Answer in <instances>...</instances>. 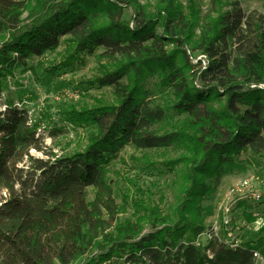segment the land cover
Returning <instances> with one entry per match:
<instances>
[{
    "label": "trees",
    "instance_id": "obj_1",
    "mask_svg": "<svg viewBox=\"0 0 264 264\" xmlns=\"http://www.w3.org/2000/svg\"><path fill=\"white\" fill-rule=\"evenodd\" d=\"M140 2L0 0V30L8 35H0V99L9 77L33 70L31 60L66 36L62 60L46 72L85 64L102 49L106 62L89 83L115 95L64 110L70 126L87 129L88 143L47 158L30 155L43 148L27 113L12 103L0 110V264H264V225L239 246L196 241L206 229L202 200L243 168V153L264 157V14L213 0L228 10L203 19L197 0H158L154 11ZM196 53L204 58L194 63ZM172 114L179 116L172 130L153 129ZM127 144L187 150L178 221L139 201L136 220L114 226L120 208L108 176ZM26 156L30 166L19 167ZM175 164L166 162L172 171Z\"/></svg>",
    "mask_w": 264,
    "mask_h": 264
},
{
    "label": "rangeland",
    "instance_id": "obj_2",
    "mask_svg": "<svg viewBox=\"0 0 264 264\" xmlns=\"http://www.w3.org/2000/svg\"><path fill=\"white\" fill-rule=\"evenodd\" d=\"M144 8L154 11L158 0H140ZM186 5L187 0H180ZM202 10V18L216 17L222 9L228 10L229 6L221 8L213 0H197ZM227 2H239L244 13L258 11L264 14V0H226ZM131 9H126L124 18L131 19ZM28 20L26 11L17 22L18 24ZM161 33V28L158 27ZM0 35L6 36L7 32L0 30ZM8 36V35H7ZM64 37L60 46L55 51L47 52L42 57L33 58L31 65L33 70L27 72L17 71L14 77H9V87L0 99V110H6L10 103L24 110L29 116V124L36 128V136L41 141L42 150L35 148L30 150L34 157L47 158V156L69 155L78 149L84 148L88 141L86 128H73L65 120L62 112L70 106L92 105L96 99L103 97L108 102H114L115 95L110 87H95L89 81L98 75V68L106 62L101 57L100 49L94 56H86V63H74L73 66L60 71L57 74H49L46 68L58 64L62 60V54L66 48ZM173 45L170 46V49ZM187 50L190 49L187 47ZM191 58L196 63L204 58L201 53H196ZM168 94L162 93L159 98L167 100ZM218 106L217 103H214ZM179 116L171 115L161 124H155L156 132L172 130V125ZM187 150L161 149L149 152L140 150L132 144L123 147L119 158L110 164L109 182L113 187V198L116 206L120 208L116 216L117 222L131 219L136 220L138 209L136 203L143 201L152 206H158L165 211L167 218L178 221V205L181 200L183 188V176L187 167ZM47 154V155H46ZM145 154L149 155L153 164H148ZM168 160L176 164L172 171ZM243 168L225 177L223 184L211 196L206 197L200 205L203 208L201 218L206 229L196 238V241L209 238L207 231L213 228L221 238L234 240L235 243L252 239L258 230L264 225V157L252 152L243 153L240 157ZM19 167L30 166L29 158L18 161ZM249 180L250 184L243 189L233 192L232 189L242 181ZM237 190V189H235ZM96 197L94 187L88 188V201ZM234 200L230 207L227 202ZM226 207L230 208L228 212ZM142 209L139 211L141 212ZM228 212V213H227ZM143 214V213H141ZM226 214V215H225ZM247 215H251L248 218ZM227 217V220L225 219ZM230 221V222H229ZM146 229L149 226L145 227ZM147 231V230H146ZM92 257V255L90 256ZM56 264H60L56 262ZM75 264H89L87 258H83ZM104 264H120V262H107ZM129 264V263H128ZM141 264H150L141 263ZM170 264H176L171 261Z\"/></svg>",
    "mask_w": 264,
    "mask_h": 264
},
{
    "label": "built area",
    "instance_id": "obj_3",
    "mask_svg": "<svg viewBox=\"0 0 264 264\" xmlns=\"http://www.w3.org/2000/svg\"><path fill=\"white\" fill-rule=\"evenodd\" d=\"M250 184V181L249 180H246V181H242L241 183H239V184H237V186L235 187V189H237V190H235L234 188L232 189V191L233 192H236V191H238V190H241V188L243 189V187H245V185H249ZM243 186V187H242ZM235 200V199H234ZM234 200L232 199V201H229V202H227V205H229L230 207L234 204ZM226 210L229 212L230 211V208L229 207H226ZM227 212V213H228ZM226 215V214H225ZM224 220H227V217L225 216V219ZM230 222V221H229ZM203 234H206V233H201V236L203 235ZM207 234H208V236H209V238L210 239H218L219 241H223V242H226V243H229V244H231L232 246H239L240 244H241V242H238L237 241V243H235L234 242V240L232 239V240H230V239H228V238H225V239H223V238H221L218 234H216L215 233V231H214V229L213 228H209V231H207ZM200 239V241H201V238H199ZM207 241H209V240H207ZM201 242H204V240H202Z\"/></svg>",
    "mask_w": 264,
    "mask_h": 264
}]
</instances>
